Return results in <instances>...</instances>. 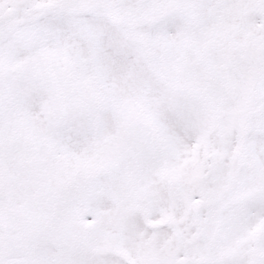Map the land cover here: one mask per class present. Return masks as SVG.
Wrapping results in <instances>:
<instances>
[{
	"label": "snow or ice",
	"instance_id": "obj_1",
	"mask_svg": "<svg viewBox=\"0 0 264 264\" xmlns=\"http://www.w3.org/2000/svg\"><path fill=\"white\" fill-rule=\"evenodd\" d=\"M0 264H264V0H0Z\"/></svg>",
	"mask_w": 264,
	"mask_h": 264
}]
</instances>
